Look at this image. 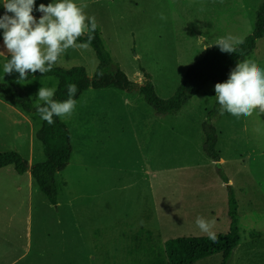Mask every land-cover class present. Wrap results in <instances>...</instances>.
Wrapping results in <instances>:
<instances>
[{
	"label": "rangeland",
	"instance_id": "374dc122",
	"mask_svg": "<svg viewBox=\"0 0 264 264\" xmlns=\"http://www.w3.org/2000/svg\"><path fill=\"white\" fill-rule=\"evenodd\" d=\"M262 0H75L95 17L113 62L129 80L151 76L156 94L173 95L187 67L220 38L246 37ZM35 0L33 16L42 13ZM0 0V15H3ZM11 15V14H10ZM163 15V19H161ZM87 21V20H86ZM3 29H0V39ZM77 44H82L77 42ZM0 44V81L22 89L36 105L40 87L53 75L19 80L5 74L7 53ZM264 69V37L241 59ZM93 48H69L57 66H83L92 77ZM214 83L189 95L176 114L156 115L134 89L88 87L71 116V155L56 173L57 204H51L27 174L12 165L0 174V264H146V245L161 246L177 236L206 235L229 228L228 187L237 201L241 240L229 264H264V114L239 118L227 111L212 119L219 163L203 151L201 124L217 99ZM42 120L0 93V152L16 151L28 161L45 159L35 132ZM33 162V163H34ZM8 172V173H7ZM8 174V175H6ZM12 175V176H11ZM228 178V183L223 177ZM147 235L149 239L147 240ZM43 258H36V253ZM221 252L201 263L220 264Z\"/></svg>",
	"mask_w": 264,
	"mask_h": 264
},
{
	"label": "trees",
	"instance_id": "16d2710c",
	"mask_svg": "<svg viewBox=\"0 0 264 264\" xmlns=\"http://www.w3.org/2000/svg\"><path fill=\"white\" fill-rule=\"evenodd\" d=\"M92 34L94 39L90 42V46L98 59L92 77L87 75L83 66L62 68L54 65L51 71L43 74L53 75L59 80L54 95L55 100L64 101L68 99L67 86L73 83L78 88L73 97L75 100L90 86L93 88L113 86L122 90H137L153 108L156 115L176 114L187 102L189 95L198 94L209 81L214 84L226 82L236 64L252 53L257 41L264 37V0L261 1L256 10L252 33L244 37V43L238 46L237 52H222L215 43L206 47L203 54L184 71L179 85L173 95L168 98H161L156 94L148 72L143 71L144 79L140 84L128 79L119 66L113 62L110 52L105 47L98 24ZM77 42L88 43L86 37L79 38ZM9 58L7 55V60ZM100 70L104 71L102 77L96 75ZM13 74L19 76V73L16 72ZM35 74L42 75L39 72ZM0 93L24 111L36 112V107L32 105L29 96L22 89L0 81ZM219 109L220 105L216 102L214 108L207 112L206 119L201 124L204 135L202 148L206 156L212 161H218L220 158L216 150L217 133L212 124V119L218 115ZM54 121L52 125L42 121L41 126L35 132L36 138L43 147L45 155L43 161L34 162L29 166L27 160L16 151H6L0 152V168L12 165L18 174L30 170L37 188L51 204L55 205L57 204L55 175L67 166L72 147L67 125L59 117H54ZM223 181L228 182L225 176ZM227 187L229 192L227 201L229 228L226 233H216L218 236L217 243L209 240L207 235L170 237L164 240L161 246L146 245L144 249L146 262L148 261L146 264H192L217 252H221V264H227L234 248L241 240L237 201L231 191V186L227 185ZM148 237L149 235H147V240Z\"/></svg>",
	"mask_w": 264,
	"mask_h": 264
},
{
	"label": "clouds",
	"instance_id": "9594fccd",
	"mask_svg": "<svg viewBox=\"0 0 264 264\" xmlns=\"http://www.w3.org/2000/svg\"><path fill=\"white\" fill-rule=\"evenodd\" d=\"M35 0H4L5 12L0 15V29H3L4 53L9 59L4 64L5 74L19 73V80L29 74H45L57 64L60 56L69 48H88L97 28L95 17H86L87 4L77 5L75 0H54L47 5L41 3L36 11L42 13L37 20L33 16ZM11 14V15H10ZM161 15V19H163ZM86 20L88 23H86ZM86 37L88 43L77 44ZM244 38L231 35L220 38L215 44L222 52L236 53ZM98 63V62H97ZM102 77L104 71L96 73ZM50 87H40L36 93V112L42 121L54 124V117L65 118L73 114L77 101L73 98L78 91L76 84L67 86L68 99H54L59 80ZM215 96L220 105V114L225 111L239 118L254 112L264 114V69L254 61L236 64L226 82L214 85ZM196 225L213 243L218 242L212 224L203 217H197Z\"/></svg>",
	"mask_w": 264,
	"mask_h": 264
},
{
	"label": "crops",
	"instance_id": "0c3cea01",
	"mask_svg": "<svg viewBox=\"0 0 264 264\" xmlns=\"http://www.w3.org/2000/svg\"><path fill=\"white\" fill-rule=\"evenodd\" d=\"M3 2H4V0H2ZM2 9H3V14H4V12H5V9H4V7H2ZM3 41V36H2V38L0 39V44H1V42ZM28 165L30 166V165H32L33 164V157H32V154L30 153L29 154V158H28ZM4 167H6V166H4ZM4 167H1L0 168V174L2 173V175H4V172H3V169H4ZM8 173V172H7ZM24 173H26L27 174V187L28 188H30V187H32V185H34L33 183H34V181H33V179H32V176H31V172H30V170H27L26 172H24ZM23 173V174H24ZM6 175H8V174H6ZM12 176V175H11ZM227 180H228V178H227ZM226 183H228V182H226ZM235 249V248H234ZM26 252H27V250L24 252V253H22L19 257H17V258H14V259H12V260H10V261H7V262H5L4 264H18L19 263V261L20 260H18V258H24L25 257V255H26ZM36 255V258H38V259H42L43 258V253L42 252H38V253H36L35 254ZM213 254H211V255H209V256H206V257H204V258H202V259H199V260H197V261H195V262H193V263H196V262H199V263H201V261L203 262L204 260L203 259H207L208 257H210V256H212ZM231 257H232V255H231ZM230 257V258H231ZM230 260V259H229ZM192 263V264H193ZM26 264V263H25ZM41 264V263H40ZM220 264H221V262H220ZM227 264H229V262H227Z\"/></svg>",
	"mask_w": 264,
	"mask_h": 264
},
{
	"label": "water",
	"instance_id": "95a60500",
	"mask_svg": "<svg viewBox=\"0 0 264 264\" xmlns=\"http://www.w3.org/2000/svg\"><path fill=\"white\" fill-rule=\"evenodd\" d=\"M216 163H219V161H216Z\"/></svg>",
	"mask_w": 264,
	"mask_h": 264
}]
</instances>
